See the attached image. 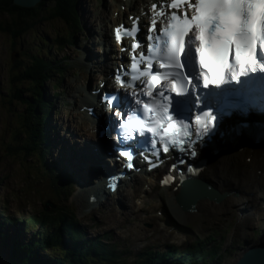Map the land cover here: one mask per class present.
Instances as JSON below:
<instances>
[{
  "label": "snow or ice",
  "instance_id": "obj_1",
  "mask_svg": "<svg viewBox=\"0 0 264 264\" xmlns=\"http://www.w3.org/2000/svg\"><path fill=\"white\" fill-rule=\"evenodd\" d=\"M152 9L147 33L138 21L115 30V42L129 53L121 60L128 67L113 73L123 95L106 98L116 117L119 155L159 159L172 151L195 158L225 115L250 114L237 104L227 112L209 109L213 89L234 84L239 87L227 94L239 96L254 86L251 77L264 74V0H160ZM126 38L134 41L130 47Z\"/></svg>",
  "mask_w": 264,
  "mask_h": 264
},
{
  "label": "rangeland",
  "instance_id": "obj_2",
  "mask_svg": "<svg viewBox=\"0 0 264 264\" xmlns=\"http://www.w3.org/2000/svg\"><path fill=\"white\" fill-rule=\"evenodd\" d=\"M81 1H86L87 7L90 8L88 17L89 20L91 19L92 23L95 24L93 25L94 30L100 26L95 19L92 20V16L94 15L92 10L107 12L109 19L114 17V10H119L114 6L116 4L114 0H77V11H79L78 3ZM45 2V8L42 9L33 20H29L25 16V13L21 11L16 12L17 15L15 14V17L9 18L5 15L6 12L0 9V12L4 13H0V216L3 218L10 217L15 220L21 218V215L25 217V212L28 213L25 201L31 202L33 205L31 211L38 214L43 211L39 205V201L43 199L42 196L45 194L51 195L49 192L43 193V191L40 194L33 195V187L37 190L42 188L40 184L34 183V181H36L34 178H40L37 167L33 166L34 163H31L29 158H26V156L24 157L20 151L15 149V146H17L16 143H22L25 138L23 134V113L26 110V106L24 103L19 102L18 94H21L20 97L27 98L33 93V89L37 86L31 78L26 77L24 80L19 81L17 77L26 74L25 72L27 70L35 73L40 66L38 60L34 65L26 64V59L29 58V56L17 55L16 53H21L20 51L23 52V50H25L34 54V49L38 45L43 46L46 39L52 41L54 36L69 37L73 31L71 26L66 25L59 19L50 17V15L53 14V10H51L53 5H51L50 0H45ZM83 8L87 9L85 6ZM79 13L80 12H78V14ZM68 22L69 21H66V23ZM109 24L110 23L105 27V29L107 28V34L109 33ZM84 28L82 29V33L84 32L83 34L86 35L87 32L84 31ZM10 31H13V33L21 32V38L16 40L13 39L12 36L14 35L12 33L11 36ZM80 34L81 33L77 31L74 34L75 39L78 36L80 37ZM52 45L53 44H51L49 48V54L45 55L47 58L49 57L53 61L66 59L72 63L66 65L62 76L54 75V82H51L52 84L46 83L43 86L48 100H52L53 105L58 107V112L56 114L53 112L50 116L51 124L55 125V119L58 118L59 123H62V121L71 117L70 112L74 110L78 111L80 108L79 105L81 103L77 102V98H75L77 108L68 100L71 97L73 98V94H75L72 90L68 89V85L77 84L81 78L78 77L79 71L76 68L77 63L74 62L75 59H73L74 57L72 56V47L66 46L60 49V51H53ZM22 46H24L25 49ZM15 54L17 57L11 61V58H13ZM32 63H34V61H32ZM83 75L86 79L84 73ZM43 82L45 83V80ZM53 159V155H51L50 160ZM30 172L34 175V178ZM25 181L26 186L23 184ZM50 192L55 196L53 191ZM102 214L104 216L106 215V213L103 212ZM100 215L101 214L95 215L93 217V222L89 224L85 222V226L87 224L86 227L84 226L87 236L113 231V241L127 239L133 251L139 250L145 238L139 235L138 232L132 230L130 225L121 224L123 220L118 224L106 225L105 219ZM98 220H103L101 225L98 224ZM125 220L126 219H124V221ZM87 230H89L90 233ZM204 230H206V228H204ZM19 233L22 234V236L26 235L23 234L21 230ZM235 252L237 253L238 249ZM236 253L231 254L230 258L224 261V264L231 263ZM51 254L52 252L46 253L48 256H51Z\"/></svg>",
  "mask_w": 264,
  "mask_h": 264
},
{
  "label": "bare ground",
  "instance_id": "obj_3",
  "mask_svg": "<svg viewBox=\"0 0 264 264\" xmlns=\"http://www.w3.org/2000/svg\"><path fill=\"white\" fill-rule=\"evenodd\" d=\"M119 1V6H124L128 10L126 11L128 14H135L139 13V10L136 9L138 6L137 0H117ZM148 0H141L140 6L146 7ZM149 2V1H148ZM86 7L87 9L83 8ZM115 6V5H114ZM80 14L82 16V20L84 24L91 25L89 21V14L90 9L87 7L86 1H82L79 3ZM116 9V8H115ZM142 9V8H141ZM114 10V9H113ZM138 11V12H137ZM94 13V10H92ZM115 12V10L113 11ZM101 28L105 27V20L108 18L106 12H97L94 13L93 16ZM114 21V20H113ZM95 33L92 28H90V32L88 29V37H79L77 40L76 46L73 48L75 52L79 50L85 51L87 53V57L91 59L92 65H87L88 69L91 73L89 74L90 77L85 79L83 76H80L81 80L78 81L77 84H69L68 89L72 90L73 98H78L80 103L85 105L86 102H89L92 96H89V89L95 86L97 88L102 82L98 83L99 80H104L106 72H108V67L105 69L104 77L103 74H98L101 66H99V70H95L93 72V65L97 62L98 56L96 55L98 43L101 39H103L104 47L105 44L110 42V38L105 34V30L103 35L96 36L92 33ZM102 32V29L101 31ZM42 40V39H41ZM44 44V43H43ZM92 46V47H91ZM95 46V48H94ZM97 51V52H96ZM96 52V53H95ZM107 66L112 65L111 61H107ZM81 68H84L83 65H80ZM92 82V84H91ZM90 83V87L88 85ZM94 88V90H96ZM87 91V93H86ZM95 93V92H94ZM93 93V94H94ZM57 94V93H56ZM96 94V93H95ZM77 103V102H76ZM91 104L90 106H92ZM58 107H55L57 112ZM71 117L65 121H62V124H59L61 127V132L56 137V144L59 145V156L61 163L65 168L71 170L75 175L82 181V183L91 182V173H95L98 167L95 161H93V148L98 149V144L101 143L99 140L94 141V133L93 128L90 125V121L87 118V115L84 112H80L74 110L70 112ZM13 133V132H12ZM67 135H70L67 137ZM66 137V138H65ZM84 141V142H83ZM252 147L248 148L251 149ZM5 152V151H4ZM93 152V153H92ZM99 152V149H98ZM247 157H250L251 160L247 163ZM98 163V162H97ZM212 165L208 169L207 176L214 181L215 185L220 189H231L237 191H245L246 193L252 192L253 198L252 203L246 200H242L241 197L236 198L235 201L231 199L225 200L223 202L224 206H244V208L250 213H254L256 215L262 214L264 215V208L261 207L259 196L264 199V177L259 175V172L264 173V150L257 149V151L245 150V152L240 153L239 155H231L230 153H226L224 156L219 157L216 160L212 161ZM88 178V179H87ZM230 182L227 184V182ZM231 185V187H227ZM83 190L89 188L91 190L93 187L96 188V183L89 184L88 186L83 185L81 186ZM149 189V187H147ZM259 190L262 191L261 194H258ZM174 194L172 195L170 192L167 193L168 201L171 207L172 212H174L177 207L173 198ZM108 202V201H107ZM103 203L101 207H105L107 204ZM128 203V200H126ZM83 204V202H81ZM126 203V204H127ZM108 203L107 205H109ZM4 205V204H3ZM247 205V206H246ZM174 207V209H173ZM207 202H203L202 204L197 205V210L201 211L204 216H209L212 214V208H210ZM248 207V208H247ZM260 207V209L258 208ZM129 211V210H128ZM246 213V212H245ZM2 214V213H1ZM176 221L182 223L186 217L177 213ZM248 217L245 215L242 224H247ZM12 221L10 220V223ZM116 224V223H115ZM17 247L21 245L19 242L16 243ZM68 257V256H67ZM40 258V256H39Z\"/></svg>",
  "mask_w": 264,
  "mask_h": 264
},
{
  "label": "trees",
  "instance_id": "obj_4",
  "mask_svg": "<svg viewBox=\"0 0 264 264\" xmlns=\"http://www.w3.org/2000/svg\"><path fill=\"white\" fill-rule=\"evenodd\" d=\"M59 2L56 3V6H57V9L61 10L63 9V0H58ZM11 0H0V4H2L3 8L8 12L6 13L7 16L9 17H15L14 15L16 14L15 12L17 11L18 12V8H8L10 7V3ZM6 7H5V6ZM8 6V7H7ZM15 10V11H14ZM62 13L64 14V12L62 11ZM39 105H40V110H36L35 107L34 108V111H35V121H34V125H33V130H34V134L36 133V130L35 128L37 129V132L38 130L40 129V126L42 124V119H44V115L43 113L41 112L42 111V104L40 101L37 102ZM34 140L32 141V146H35L36 145V142H35V138H33ZM66 232H70L72 233V231L70 229H65ZM54 234V233H52ZM59 239H60V236L59 234L55 233L54 235H50L48 240H46L47 244L49 246H55L56 244L59 243ZM30 249H33V247L31 245L28 246ZM104 252V250L101 249V247L97 244H95L90 250H87V247L86 246H81L80 248H76L74 247V251L71 252L69 250H66L64 251V253L61 255V259H58V260H55V264H90L91 263V258H93V256H96L97 253H100L101 256H104L102 255ZM27 255L29 257H31V253L30 251H27ZM68 256V257H67ZM109 256L108 253L104 256V257H107ZM13 259H16V256L14 255L12 257ZM22 260V264H35L32 260H30L29 258H21ZM52 263V262H51ZM15 264V263H13Z\"/></svg>",
  "mask_w": 264,
  "mask_h": 264
},
{
  "label": "water",
  "instance_id": "obj_5",
  "mask_svg": "<svg viewBox=\"0 0 264 264\" xmlns=\"http://www.w3.org/2000/svg\"><path fill=\"white\" fill-rule=\"evenodd\" d=\"M38 1L39 0H15L14 3L25 7H33ZM178 198L182 199L181 204L190 205L191 208H193L197 200L190 192H183ZM238 264H264V249L249 251Z\"/></svg>",
  "mask_w": 264,
  "mask_h": 264
}]
</instances>
